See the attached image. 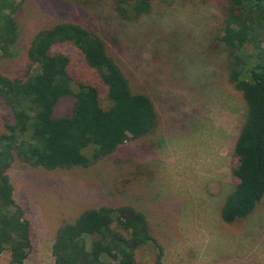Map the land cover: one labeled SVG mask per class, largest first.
I'll return each instance as SVG.
<instances>
[{
    "label": "rangeland",
    "instance_id": "1",
    "mask_svg": "<svg viewBox=\"0 0 264 264\" xmlns=\"http://www.w3.org/2000/svg\"><path fill=\"white\" fill-rule=\"evenodd\" d=\"M16 20L20 36L1 59L4 76H23L37 31L74 22L106 42L132 91L147 95L158 114L152 133L88 168L12 163L13 198L30 224L24 264H53L62 223L89 209L123 205L146 216L163 264H264V199L241 221L226 224L219 216L236 183L233 148L247 109L217 43L222 14L216 0H153L151 11L136 20L119 18L110 0H24ZM51 53L69 55L74 80L97 85L105 108L106 89L79 51L63 43ZM72 105V97L60 99L54 115L69 114ZM11 119L0 104V134ZM154 251L145 245L137 264H153ZM9 259V251L0 254V264Z\"/></svg>",
    "mask_w": 264,
    "mask_h": 264
},
{
    "label": "trees",
    "instance_id": "2",
    "mask_svg": "<svg viewBox=\"0 0 264 264\" xmlns=\"http://www.w3.org/2000/svg\"><path fill=\"white\" fill-rule=\"evenodd\" d=\"M23 1L0 0V62L19 40L16 13ZM216 1L222 14L217 43L226 53L228 79L247 109L233 148L236 183L219 210L221 221L232 224L248 217L264 199V0ZM152 3L110 0L125 20L148 14ZM63 43L75 47L96 73L106 89L105 108L97 85L74 80L69 55L51 53ZM26 59L23 76L10 79L0 72V104L12 113L0 134V254L9 251V264H24L31 249L30 224L14 201L7 174L15 160L47 170L88 168L124 143L152 133L158 118L152 100L132 91L106 42L77 23L59 22L37 31ZM64 97L73 98L71 112L55 116ZM145 245L155 250L153 264H163L162 246L141 211L129 205L102 206L62 223L51 254L53 264H137L135 256Z\"/></svg>",
    "mask_w": 264,
    "mask_h": 264
}]
</instances>
